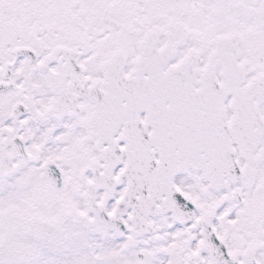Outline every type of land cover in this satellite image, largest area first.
<instances>
[{"label":"snow or ice","instance_id":"1","mask_svg":"<svg viewBox=\"0 0 264 264\" xmlns=\"http://www.w3.org/2000/svg\"><path fill=\"white\" fill-rule=\"evenodd\" d=\"M0 264H264V0H0Z\"/></svg>","mask_w":264,"mask_h":264}]
</instances>
